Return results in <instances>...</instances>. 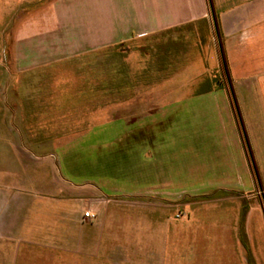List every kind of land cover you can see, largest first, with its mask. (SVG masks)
<instances>
[{"label": "crops", "instance_id": "1", "mask_svg": "<svg viewBox=\"0 0 264 264\" xmlns=\"http://www.w3.org/2000/svg\"><path fill=\"white\" fill-rule=\"evenodd\" d=\"M19 5L14 38L0 48L6 65L14 67L16 98L27 82L41 79L55 65L95 62L100 57L94 54L113 50L128 54L119 57L138 75L169 82L164 59L147 54L153 38L184 33L200 22L208 24L217 46L214 67L225 60L227 84L181 100L169 99L171 88L164 87L155 102L153 87L143 89L135 82L129 95L114 100L116 112L121 102L136 113L151 114L166 104L211 112L191 124H147L123 136H105L106 141L116 138V145L134 146L138 153L129 158L128 173L119 175L128 178L121 188L96 180L83 185L58 179L55 153L54 162L51 155L41 158L50 162L43 171L29 165V157L15 156L20 160V185L0 186V240H18L20 247L0 248V264H105L106 227L114 229L116 222L143 226L145 242L152 243L137 251L135 256L143 259L131 264H183L189 258L191 263L185 264H260L249 249V232L255 226L264 228V0H20ZM10 47L13 58L6 51ZM6 80L4 76V89L0 84V145L17 143L20 137L5 107ZM144 128L153 131L142 134ZM166 139L188 153L182 165L171 162L164 152L169 149L160 148ZM32 143L47 145L37 139ZM180 181H188L192 189L172 191ZM180 194L196 199L177 204L193 208V216L179 222L169 218L165 204ZM103 197L114 200L113 205L144 200L145 215L118 217L110 206L105 215L104 206H95L98 217L90 222L75 209V204L85 207ZM216 205H223V216L214 215ZM187 234L203 242V248L189 255L182 251L179 243ZM116 235L113 231L109 236L119 239ZM233 238L239 241L235 252L230 247Z\"/></svg>", "mask_w": 264, "mask_h": 264}, {"label": "rangeland", "instance_id": "2", "mask_svg": "<svg viewBox=\"0 0 264 264\" xmlns=\"http://www.w3.org/2000/svg\"><path fill=\"white\" fill-rule=\"evenodd\" d=\"M19 4L20 0H0V48L14 38L15 27L20 20ZM187 30L181 34L174 31L157 36L152 40V47L147 50V54L151 57L164 59L165 65L162 67L165 66L168 69L169 78L167 81L169 82L155 80L156 78L151 81L148 80L150 76L138 75L130 66L123 63V58L119 57L128 54L113 50V52H106V54H94L100 57L95 62L70 61L67 65L65 63L55 65L49 72L50 74L47 72V75L41 79L27 82L30 88L29 85L25 87L21 98L20 94L16 98L14 67L13 65H6L7 60L0 51V84L2 89H4V85L2 86L4 76L7 79V103L5 107L13 122L11 125L15 130H20L17 143L0 145V186L15 183L20 185V172H18L20 160H15V156L23 154L29 157L33 163L25 161V167L28 166L29 162V165L36 164L38 166L36 168L43 171L49 168L47 164L50 162L41 158L55 153L58 158L56 159L58 179L65 178L74 183L90 180L89 182L92 181L96 184V181H100L101 184L104 182L110 187L120 186L121 188L127 185L125 183L128 178L123 177V179L119 175L128 173L130 167L128 160L132 155L138 153L134 151V146L116 145L114 142L116 138L106 141L105 136L113 135V132L118 133V136L119 134L123 136L129 133L131 129L147 124L160 123L164 127L165 124L172 122L191 124L197 120H205L211 112H208L207 115L206 112L196 111L189 104L184 106L180 104L179 109L173 107V104L168 106L166 104L151 114L130 112L128 105H123L121 101V106L116 112L117 107L112 105L114 100H119L124 94L129 95L130 91L134 89L135 82L142 85L143 89L153 87V101L155 102L159 101L161 88L164 87L171 88L169 99H178L177 96H179L181 100V98L193 99V95L200 89L205 90L227 84L224 79L223 62L220 61L219 68L218 66L217 68L214 67V55L217 46L208 24L200 22ZM6 51L8 56L13 58V48L10 47ZM138 57L146 59L145 55L139 53ZM176 61L179 63L177 64ZM1 65L4 66L1 67ZM154 67L160 68V64L154 65ZM197 76L199 78L195 80L194 78ZM122 90H124L123 93ZM21 118H23L22 123H20ZM151 131H153L151 128H144L141 133L147 132L149 134ZM33 139L46 141L47 145H33ZM168 143L169 141L166 139L160 148L163 146L164 150L169 149V151L164 152L170 156L171 162L182 165L184 157L188 153L183 152L182 149L178 151L180 146L177 147V145ZM151 153L149 152L148 155L150 156ZM51 156L54 162V155ZM60 157L61 159H59ZM142 168V171L146 170L143 164ZM71 171L73 172L71 173ZM82 184L85 183L82 182ZM192 186L188 181H180L172 191L177 190L180 193L182 190L192 189ZM105 193L108 197L111 195ZM194 199L196 198H191L186 194L170 197L165 204L169 209L167 212L169 218L180 222L192 215V207L177 206V204L191 203ZM112 201L114 200L103 197L90 201L85 207L83 205L80 207L79 204L74 206L76 210H81L83 217L86 212H93L95 214L94 220L98 217L95 206H104L105 215L109 208L118 217H127L128 215V217L135 218L145 215L146 201L144 200L145 203L136 199L129 200L128 203L121 205H113L114 202ZM107 207L109 208L106 209ZM214 209L216 217L223 216L226 212L223 205H216ZM196 215L203 214L198 211ZM206 217L209 215L207 214ZM116 225L114 229L111 225L106 227L105 264H131L136 260L143 259V257H136L135 253L143 251L147 245L152 244L145 242L143 226L131 224L122 227L117 222ZM113 231L118 233L116 236H119V239L110 238L109 235ZM249 236V249L259 260V263L264 264V228L260 226L256 228L255 226L249 232ZM231 243L230 247L235 252L239 241L233 238ZM153 244L155 245L156 242ZM179 245L180 249L187 255L203 248V242H200L199 239L195 240L193 236L189 237L188 234ZM17 247H20L18 240H0V248ZM244 247L248 249L247 245ZM236 260L237 257L233 255L234 263ZM191 261L192 258H189L185 263H191Z\"/></svg>", "mask_w": 264, "mask_h": 264}, {"label": "built area", "instance_id": "3", "mask_svg": "<svg viewBox=\"0 0 264 264\" xmlns=\"http://www.w3.org/2000/svg\"><path fill=\"white\" fill-rule=\"evenodd\" d=\"M178 218H179V216H178ZM84 219H85L86 221H92V220L95 219V214H94L93 212H91V211H88V212H86V213L84 214Z\"/></svg>", "mask_w": 264, "mask_h": 264}, {"label": "trees", "instance_id": "4", "mask_svg": "<svg viewBox=\"0 0 264 264\" xmlns=\"http://www.w3.org/2000/svg\"><path fill=\"white\" fill-rule=\"evenodd\" d=\"M223 61H224V62H223V63H224V68H226V63H225V60H223Z\"/></svg>", "mask_w": 264, "mask_h": 264}]
</instances>
